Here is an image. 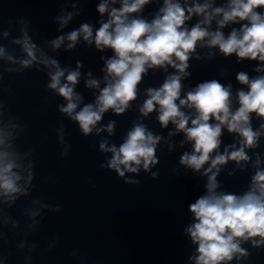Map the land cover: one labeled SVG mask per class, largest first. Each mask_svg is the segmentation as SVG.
<instances>
[{"label": "clouds", "instance_id": "1", "mask_svg": "<svg viewBox=\"0 0 264 264\" xmlns=\"http://www.w3.org/2000/svg\"><path fill=\"white\" fill-rule=\"evenodd\" d=\"M116 2L101 0L96 4L97 13L102 17L106 14L107 18L99 21L95 34L93 26L85 22L66 36L69 41L67 50L75 49L81 36L88 45L94 44L99 53L111 50L107 58L100 56L104 87H100L99 79L85 80L87 88L99 90L94 102L80 106L82 95L76 91L81 78L80 69L84 67L80 60L72 69L61 68L56 59H44L42 63L53 69L47 73L50 82L45 87L66 101V105L58 104L57 109L78 125L81 135L89 137L94 130L96 133L106 130L112 135L115 120L98 127L105 114L109 110L117 116L126 113L137 99L138 86L149 70L168 72L169 68L174 69L158 88L146 89L147 98L139 112L143 117L157 112L156 119L161 128L167 129L169 124L174 126L175 132L170 131V136L183 133L185 140L181 146L189 142L192 150L183 152L178 164L193 174L207 177L205 193L187 205L194 222L184 229L183 234L196 246V255L189 259L194 260V264H231L234 260L239 264L251 255L241 246L242 243H250L256 249L264 247V169L256 167L249 188L243 194L218 193L217 176L220 166L229 161L244 170L251 160L246 149L260 147V138L264 135V75L250 78L245 71L236 73V81L246 86V90L240 88L236 91L235 108L231 83L224 84L217 78L205 79L184 92L182 81L192 76L190 61L201 60L198 47L217 49L225 59L235 56L237 63L255 61L254 71L264 72V0H227L226 5L220 6H215L214 0H205L204 3L199 0H163L150 21L135 14L141 13L154 0H120L119 7L109 8ZM194 17L202 19L193 22ZM213 20L215 29H212ZM67 22V19L63 21L64 24ZM229 24L234 27L225 35L223 29ZM64 40V35L57 36L51 42L53 49H59ZM23 43L28 58L20 64L27 69L37 59L36 45L29 43L27 36ZM215 55L210 52L209 59ZM86 75L91 77V71ZM254 118L260 121L257 129L252 126ZM225 129L239 137V146L233 143L221 151ZM161 139L145 124L135 123L118 147L115 144L106 146V140L99 143L101 152L111 153L107 165L99 167L114 172L125 184H139L138 179L126 173L138 176L141 168L152 179H157L159 172L152 169L160 162L157 146ZM64 142L65 138L60 137L59 143ZM61 155L66 157L68 151H62ZM256 155L255 164L258 166L261 161L259 154ZM16 167L8 153L0 151V194L10 196L20 191L17 181L21 177L13 171ZM34 167L35 162L29 182L35 178ZM60 208L57 205V210Z\"/></svg>", "mask_w": 264, "mask_h": 264}, {"label": "water", "instance_id": "2", "mask_svg": "<svg viewBox=\"0 0 264 264\" xmlns=\"http://www.w3.org/2000/svg\"><path fill=\"white\" fill-rule=\"evenodd\" d=\"M100 2L101 0H0V135L61 99L45 87L50 82L47 73L53 69L42 63L44 59H56L61 68L72 69H75L77 60L83 61L84 67L80 69L78 85L89 78L87 72L91 71L94 75L103 67L100 56L107 58L111 53L110 49L99 53L94 44L88 45L81 36L76 48L67 50L69 41L66 39L70 31L85 22L93 26L95 34L99 21L107 18L106 14L100 16L95 9ZM162 4L163 0H154L135 15L150 21ZM119 6L120 0H117L109 8ZM69 14L71 19H68ZM65 19L68 20L67 24L63 23ZM59 35H64L65 40L59 49L54 50L51 42ZM25 36L29 43L36 45L37 58L32 67L27 69L20 64V61L28 58L24 51Z\"/></svg>", "mask_w": 264, "mask_h": 264}]
</instances>
